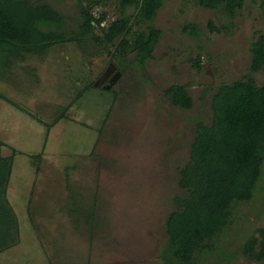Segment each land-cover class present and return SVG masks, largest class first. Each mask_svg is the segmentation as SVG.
<instances>
[{"label": "rangeland", "instance_id": "rangeland-1", "mask_svg": "<svg viewBox=\"0 0 264 264\" xmlns=\"http://www.w3.org/2000/svg\"><path fill=\"white\" fill-rule=\"evenodd\" d=\"M41 2L77 30L81 3ZM112 3L92 7L106 10L102 23L115 17ZM209 20L218 29L211 30ZM188 21L199 25V35L181 31ZM154 23L161 38L140 69L130 63L133 54L124 71L118 69L107 51L112 45L67 40L0 78V92L25 109L0 111L1 154L17 150L6 195L19 224L18 241L0 252V264H166L159 256L167 240L164 221L175 208L173 196L183 191L177 167L189 156L196 122L210 121L218 85L249 72L250 43L264 28V0H244L233 15L195 0H166ZM198 53L200 70L189 59ZM252 75L264 84V67ZM91 81L96 87L85 90ZM172 83L186 85L190 108L164 95ZM37 152L39 158L32 155ZM259 226L264 164L251 199L232 203L228 225L193 264H264L241 252Z\"/></svg>", "mask_w": 264, "mask_h": 264}, {"label": "trees", "instance_id": "trees-1", "mask_svg": "<svg viewBox=\"0 0 264 264\" xmlns=\"http://www.w3.org/2000/svg\"><path fill=\"white\" fill-rule=\"evenodd\" d=\"M81 1L77 0L81 3L77 30H69L64 25L65 15L50 3L0 0V78L12 73L18 63L45 53L54 43L67 40H91L97 45H112L107 51L118 61L117 68L122 71V66L128 64L129 54H133L130 63L138 69L153 57L162 34L154 20L166 0H112L115 17L104 23L106 10L100 9L96 13L92 7L107 6L111 0ZM243 1L195 0V3L233 15L242 7ZM208 23L211 30L218 29L211 20ZM181 31L191 36L201 33L194 21L184 22ZM250 54L249 72L218 85L211 97L210 121L196 122L189 156L177 167L178 185L183 191L173 196L175 208L164 221L167 240L159 256L166 264L195 263L196 253L210 249L228 225L232 203L251 199L260 179L264 164V84H258L252 72L264 67V28L258 30L251 41ZM189 59L197 70L203 67L199 53ZM95 87L91 81L83 88ZM101 88L116 93L112 88ZM163 92L177 106L190 108L192 105L185 84L172 83ZM0 98L19 105L1 92ZM64 115L65 108L62 107L58 118ZM2 144L6 145L0 139V148ZM11 148L12 154L0 152V252L17 243L19 232L17 216L6 195L16 152ZM34 156L39 158L40 152ZM73 201L71 198L70 203ZM70 209L75 212L77 208ZM241 252L248 258L264 259V226L257 227L256 234L246 238Z\"/></svg>", "mask_w": 264, "mask_h": 264}, {"label": "flooded vegetation", "instance_id": "flooded-vegetation-1", "mask_svg": "<svg viewBox=\"0 0 264 264\" xmlns=\"http://www.w3.org/2000/svg\"><path fill=\"white\" fill-rule=\"evenodd\" d=\"M0 100L1 101H3L5 104H3V106H2V108H0V111L6 106L7 108L9 107L10 108V106L12 107V106H14L15 108H17V109H19V111H21V110H23L21 107V105L19 104V105H13V104H11V103H9L8 101H6V100H4L3 98H0ZM2 102V103H3ZM20 106V107H19ZM2 113H5V110L4 111H1ZM0 139L3 141V142H5V140L2 138V136L0 137ZM5 144H2L1 145V148H0V152L3 154V149H2V147L4 146ZM15 150H16V148L14 147V146H12ZM30 153V152H29ZM10 154H12V148H11V153ZM15 154H17V150H16V152H14V154H13V158L15 157ZM6 155H9V154H6ZM32 155H34V154H32ZM13 158H12V160H13ZM11 167H12V165H11ZM9 180V179H8Z\"/></svg>", "mask_w": 264, "mask_h": 264}, {"label": "water", "instance_id": "water-1", "mask_svg": "<svg viewBox=\"0 0 264 264\" xmlns=\"http://www.w3.org/2000/svg\"><path fill=\"white\" fill-rule=\"evenodd\" d=\"M97 83H95V85H96Z\"/></svg>", "mask_w": 264, "mask_h": 264}]
</instances>
